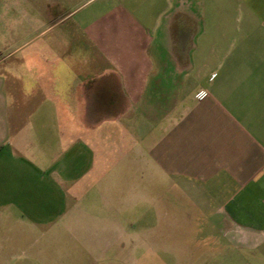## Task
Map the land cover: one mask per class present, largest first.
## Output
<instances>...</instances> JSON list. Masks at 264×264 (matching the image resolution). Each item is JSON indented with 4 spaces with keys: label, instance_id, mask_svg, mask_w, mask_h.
<instances>
[{
    "label": "crops",
    "instance_id": "obj_1",
    "mask_svg": "<svg viewBox=\"0 0 264 264\" xmlns=\"http://www.w3.org/2000/svg\"><path fill=\"white\" fill-rule=\"evenodd\" d=\"M0 264H264V0H0Z\"/></svg>",
    "mask_w": 264,
    "mask_h": 264
},
{
    "label": "rangeland",
    "instance_id": "obj_2",
    "mask_svg": "<svg viewBox=\"0 0 264 264\" xmlns=\"http://www.w3.org/2000/svg\"><path fill=\"white\" fill-rule=\"evenodd\" d=\"M64 250L65 251H71V250H74V248H73V244L72 243H65L64 244Z\"/></svg>",
    "mask_w": 264,
    "mask_h": 264
}]
</instances>
